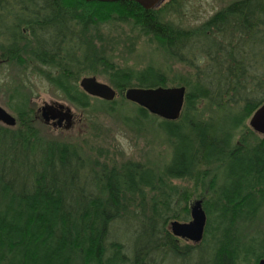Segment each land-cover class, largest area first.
<instances>
[{"label": "trees", "instance_id": "trees-1", "mask_svg": "<svg viewBox=\"0 0 264 264\" xmlns=\"http://www.w3.org/2000/svg\"><path fill=\"white\" fill-rule=\"evenodd\" d=\"M180 2L160 0L145 10L133 1L0 0V63L32 67L77 109L116 113V99L80 89L83 77H103L120 100L135 88H185L176 120L139 106L136 120L120 117L137 131L154 123L172 147L158 166L94 164L78 142L44 137L29 94L10 88L6 105L16 125L0 123V264L264 258V238L254 230L264 224V137L248 125L264 105V0H233L188 29L165 20ZM110 24L135 30L190 73L169 77L152 64L118 65L104 37ZM192 199L202 200L206 224L202 240L187 244L169 223L190 220ZM124 218L134 227L130 246L109 238Z\"/></svg>", "mask_w": 264, "mask_h": 264}, {"label": "rangeland", "instance_id": "rangeland-1", "mask_svg": "<svg viewBox=\"0 0 264 264\" xmlns=\"http://www.w3.org/2000/svg\"><path fill=\"white\" fill-rule=\"evenodd\" d=\"M231 1L233 0H181L178 9L176 8V11L166 15L165 20L184 29L194 28ZM105 27L104 37L107 42V51L111 53L118 65L141 68L152 64L166 71L169 77L188 76L190 73L189 68L184 64L166 58L161 51L155 49L153 44H148L141 37L137 38L135 30L114 24ZM125 45L130 48L132 46L131 54L127 53L129 50ZM198 65L202 66L203 63ZM96 79L111 87L103 77L96 76ZM15 86L29 94L30 103L36 112V127L44 137L78 142L82 147L83 154L94 164L99 162V164L111 165L130 160L158 166L171 156L172 147L165 145L160 132L158 133L154 129V123H150L141 131L134 130L124 124L121 116L131 120H136L139 117L136 110L138 105L126 98V100H120L116 93L114 99L117 104L114 114L101 111L95 105L89 110H80L64 100L32 67L0 63V107L14 118V114L6 104L10 90ZM176 87L179 86L173 85L167 88ZM51 101L70 107L72 118L69 128H64V125L58 128L43 122L40 109L44 103ZM174 184L188 185L178 181H174ZM198 200L200 199H192L190 204ZM255 229L259 230L257 234L259 238L260 236L264 238V224H259ZM133 230V223L130 220L120 219L111 225L109 238L130 246L133 241ZM183 242L189 244L185 240ZM169 264L173 263L169 262Z\"/></svg>", "mask_w": 264, "mask_h": 264}, {"label": "water", "instance_id": "water-1", "mask_svg": "<svg viewBox=\"0 0 264 264\" xmlns=\"http://www.w3.org/2000/svg\"><path fill=\"white\" fill-rule=\"evenodd\" d=\"M86 2L113 3L119 1H133L143 9L152 8L159 0H84ZM80 89L91 97L112 101L115 91L109 85L99 82L96 77H83L79 81ZM185 88L158 87L155 89L135 88L125 93V98L139 107L147 110L152 115L162 119L176 120L181 112L184 102ZM40 116L44 123L54 127H70L71 110L68 105L57 102L44 103L40 109ZM0 123L7 127H14L16 120L8 112L0 107ZM249 127L264 137V105L260 107L249 119ZM190 220L188 222L171 221L169 230L176 238L190 243H198L202 240L206 224V215L202 208V200L190 204ZM258 264H264V258Z\"/></svg>", "mask_w": 264, "mask_h": 264}, {"label": "flooded vegetation", "instance_id": "flooded-vegetation-1", "mask_svg": "<svg viewBox=\"0 0 264 264\" xmlns=\"http://www.w3.org/2000/svg\"><path fill=\"white\" fill-rule=\"evenodd\" d=\"M58 128H61V127H58Z\"/></svg>", "mask_w": 264, "mask_h": 264}, {"label": "bare ground", "instance_id": "bare-ground-1", "mask_svg": "<svg viewBox=\"0 0 264 264\" xmlns=\"http://www.w3.org/2000/svg\"><path fill=\"white\" fill-rule=\"evenodd\" d=\"M115 91V90H114Z\"/></svg>", "mask_w": 264, "mask_h": 264}]
</instances>
